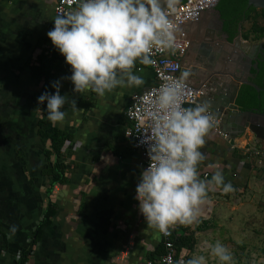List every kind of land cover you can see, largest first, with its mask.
<instances>
[{
  "label": "crops",
  "instance_id": "crops-1",
  "mask_svg": "<svg viewBox=\"0 0 264 264\" xmlns=\"http://www.w3.org/2000/svg\"><path fill=\"white\" fill-rule=\"evenodd\" d=\"M56 16L54 0H0V264H18L14 254L30 248L48 201L56 213L27 264H146L158 255L149 257L162 239L135 198L145 166L126 134L131 126L126 110L135 93L155 83L154 73L140 63L142 69H133L143 79L140 86L117 87L101 97L90 90L75 93L71 80L61 79L72 75L70 65L57 72L67 103L61 109L65 120L56 125L72 139L63 154L68 179L54 183L44 174L49 162L38 133L36 98L41 81L25 61L39 39L48 38ZM186 29L195 38L197 27L188 24ZM44 44L54 46L50 39ZM237 140L212 128L200 149L205 160L198 165L199 178L209 180L219 170L233 191H210L211 203L202 206L198 222L181 224L197 239L194 250H187L192 258L203 256V239L214 225L225 224L232 216L237 198L252 203L264 199V167L239 156Z\"/></svg>",
  "mask_w": 264,
  "mask_h": 264
},
{
  "label": "clouds",
  "instance_id": "clouds-1",
  "mask_svg": "<svg viewBox=\"0 0 264 264\" xmlns=\"http://www.w3.org/2000/svg\"><path fill=\"white\" fill-rule=\"evenodd\" d=\"M71 2V0H70ZM178 0H77V7L55 17L54 28L47 33L52 44L71 66L70 79L75 93L93 91L103 97L117 87L140 86L143 79L134 74L136 63H155L152 49L174 46L173 26L167 9ZM162 87L151 114L148 144L149 166L141 172L136 187L139 210L152 227L167 233L170 226L198 222L202 206L211 201L210 191H233L221 171L211 179L199 178L198 165L205 160L200 149L215 127L209 105L182 107L183 80ZM55 94L43 93L38 103L47 102L48 120L56 125L65 120L61 109L67 97L60 94V81L52 83ZM76 107V101H71ZM17 228L10 229L12 235ZM11 238V235L9 236ZM211 255L222 264L233 257L220 241L211 247ZM180 264H205V257H193Z\"/></svg>",
  "mask_w": 264,
  "mask_h": 264
},
{
  "label": "built area",
  "instance_id": "built-area-1",
  "mask_svg": "<svg viewBox=\"0 0 264 264\" xmlns=\"http://www.w3.org/2000/svg\"><path fill=\"white\" fill-rule=\"evenodd\" d=\"M55 12L57 15H64L68 11L77 7V0H54ZM219 0H182L172 8L167 9V16L173 26L175 37L174 46L170 49L154 47L151 59L155 63L149 66L155 77V83L141 92L135 93L126 110L127 119L131 126L127 128L126 134L133 140V146L139 150L143 157L145 169L149 166L150 160L147 153L148 144L144 143L145 138L151 134V114L155 108V101L158 98L162 87L183 80V95L181 105L189 108L191 104L201 105L199 99L209 96L211 85L207 81L196 83L184 74L185 70L192 69L194 62L190 54L192 37L184 26L190 21L198 20L205 11L213 8ZM166 7V6H165ZM138 69H142L141 65ZM210 112V111H209ZM214 131L227 137V134L220 126V120L215 118ZM70 140H66L63 152L67 151ZM256 163L264 167V146H257L251 150ZM181 224L177 223L169 227L167 233L161 232V239L165 247V252L158 254L153 259H148L146 264H180V261H187V251L178 250L176 239L178 229ZM21 253L18 255L19 259Z\"/></svg>",
  "mask_w": 264,
  "mask_h": 264
},
{
  "label": "trees",
  "instance_id": "trees-1",
  "mask_svg": "<svg viewBox=\"0 0 264 264\" xmlns=\"http://www.w3.org/2000/svg\"><path fill=\"white\" fill-rule=\"evenodd\" d=\"M218 9L221 19L225 21V29H228L230 32L229 40L231 41L237 33L239 21L248 18L256 8L254 6L248 7L247 0H221ZM47 40L49 38L39 39L31 56L25 61V66L41 81V89L37 94L36 102L39 113L38 133L45 146L44 155L49 162L48 167L44 170V174L51 176L54 183H64L68 178L65 172L66 164L63 161V147L66 140L72 139V134L57 125H53L48 120L47 102L45 101L43 104L38 103V97L45 92L55 94L56 89L52 87V83L58 81L57 72L66 68L68 64L65 61V57L60 54L55 46L47 47L44 44ZM139 64L137 62L136 66ZM244 91L248 93L247 99L244 100L242 97H239L237 102L242 109H247L257 102L258 92L254 87L250 86H245ZM55 213V205L48 201L42 218L33 231L30 248L21 253L18 264H27V259L33 254L34 247L39 242L44 228L52 223ZM182 230L183 232L176 239V244L179 251L181 249L187 251L191 248V240L194 237L189 227H184ZM164 252L165 247L162 242L149 257L153 258L154 255Z\"/></svg>",
  "mask_w": 264,
  "mask_h": 264
},
{
  "label": "water",
  "instance_id": "water-1",
  "mask_svg": "<svg viewBox=\"0 0 264 264\" xmlns=\"http://www.w3.org/2000/svg\"><path fill=\"white\" fill-rule=\"evenodd\" d=\"M182 0H178L180 3ZM221 0L211 9H208L204 14L196 21H190L189 24L197 25V33L195 38L192 39L190 49L194 52L203 53L206 57L209 56L208 49L203 51V48L207 49L208 43L214 40V35L202 39L204 35V29L208 26V21L211 18V11L216 10L220 15L218 5ZM248 7L254 6L255 8L264 9V0H247ZM242 22L240 23V31ZM187 30V29H186ZM204 37V36H203ZM209 40V41H208ZM215 41V40H214ZM218 42H220L218 40ZM215 41V43H218ZM264 42H251L242 38L241 32L237 35L234 42L228 40L223 42L225 49L223 55L226 57V64L223 67L216 66L214 73L220 75L219 79L215 77V82L211 84L209 96L199 99L201 105H209L210 113L220 120V126L227 134L230 140L235 139L245 132L247 128H250L257 142L264 141V112H258L253 110H242L236 102L237 95L242 83H248L254 86L257 90L261 88L254 82L248 79V75H251V68H258V59L261 51H263ZM198 50V51H197ZM213 50V49H212ZM227 54L229 57H227ZM220 57V54L218 55ZM255 61V63H253ZM221 62V61H219ZM240 69L243 72L240 71ZM215 75H213L214 77ZM212 77V78H213ZM227 79L231 80L228 81ZM234 82V83H232Z\"/></svg>",
  "mask_w": 264,
  "mask_h": 264
},
{
  "label": "rangeland",
  "instance_id": "rangeland-1",
  "mask_svg": "<svg viewBox=\"0 0 264 264\" xmlns=\"http://www.w3.org/2000/svg\"><path fill=\"white\" fill-rule=\"evenodd\" d=\"M196 27H198L196 25ZM242 38L251 42H259L264 37V9L256 8L241 27ZM193 57V56H191ZM237 154L241 157L254 159L251 150L260 146L250 128L236 137ZM232 216L226 218V223L214 225L213 232H209L203 239V248L200 250L205 257V264H222L211 255V247L216 241L222 242L229 248L233 257L230 264H264V199L247 202L236 199ZM191 250L195 248L197 239L191 240ZM20 252L14 254L18 258ZM192 257L187 254V260Z\"/></svg>",
  "mask_w": 264,
  "mask_h": 264
},
{
  "label": "flooded vegetation",
  "instance_id": "flooded-vegetation-1",
  "mask_svg": "<svg viewBox=\"0 0 264 264\" xmlns=\"http://www.w3.org/2000/svg\"><path fill=\"white\" fill-rule=\"evenodd\" d=\"M211 18L208 21V26L204 29V37L202 36V39H205L210 36L206 35L208 33L209 35L213 36L214 35V40L218 42L215 43V41H210L208 43L207 49L203 48V51H207L208 49H211L210 51L208 50L209 56L206 57L203 53L200 52H194L193 50L190 49V54L193 56L192 60L194 62V66L192 69L185 70L184 74L187 75L189 79L196 83H201L204 81H207L208 84H212L215 82V77L219 79L220 75H216L214 71L217 69L216 66L219 65L220 67H224L226 62V57L222 56L223 55V50L225 49L223 42L229 40L230 32L228 29H225V21L221 19V16L219 17V14L216 10L211 11ZM221 15V14H220ZM244 20L239 21L238 26H237V33L233 36V39L230 42H234L235 38L239 34L240 31V23H243ZM211 39V38H210ZM209 41V40H208ZM259 42H264V37L259 41ZM264 46V43H263ZM213 49V50H212ZM198 51V50H197ZM220 54L221 58H218V55ZM227 57H229L227 54H225ZM221 61V62H219ZM258 62V68H251V75H248V79L255 84H257L261 90H257L254 86L248 83H242L237 95L236 102L239 97H242L244 100L247 99V92H243L245 89V86H250L254 87L257 92H258V97H257V102L253 105H251L247 109H242L239 105V107L242 110H253V111H258V112H264V48L263 51H261L258 59L256 60ZM255 63V61L253 62ZM240 69L241 72H243ZM213 75H215L213 77ZM213 77V78H212ZM228 81H231L227 79ZM234 83V82H232Z\"/></svg>",
  "mask_w": 264,
  "mask_h": 264
}]
</instances>
